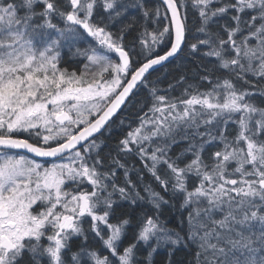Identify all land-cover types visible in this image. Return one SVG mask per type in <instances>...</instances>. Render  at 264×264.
Masks as SVG:
<instances>
[{
	"label": "snow or ice",
	"instance_id": "1",
	"mask_svg": "<svg viewBox=\"0 0 264 264\" xmlns=\"http://www.w3.org/2000/svg\"><path fill=\"white\" fill-rule=\"evenodd\" d=\"M185 50L215 63L172 96L153 73ZM113 126L130 129L116 155ZM174 202L184 235L161 219ZM189 244L195 264H264V0H0V264H154L165 247L175 264Z\"/></svg>",
	"mask_w": 264,
	"mask_h": 264
},
{
	"label": "trees",
	"instance_id": "2",
	"mask_svg": "<svg viewBox=\"0 0 264 264\" xmlns=\"http://www.w3.org/2000/svg\"><path fill=\"white\" fill-rule=\"evenodd\" d=\"M158 0H149L150 5H158ZM132 15L136 16L137 19H139V15L135 10H132ZM190 17V24L195 19V13H189ZM115 30V29H113ZM139 29H137V32ZM137 32H133L130 36H127V40H132L136 35ZM193 33H195V28L193 27ZM200 39H204L203 36L199 37ZM195 38H190L189 43H195ZM207 49H201V51H206ZM62 62V64L67 63L68 69L71 71L73 69L79 71L81 67V62L77 58H73L72 64L68 61ZM215 63V58H208V59H202L199 55H191L187 50L178 58L173 60L172 62L164 65V67L159 68L155 73H153V78L160 77L161 83L159 85L160 88L165 89L168 88L169 84L176 85V87L173 89V96H180L181 92L183 91V88L187 86V84H197L199 83V78L203 75H205V72L202 71V67H207L209 69L212 68L213 64ZM64 66V65H61ZM181 76H184L186 78L187 84H177V81L180 79ZM204 88L207 87V85H203ZM146 93L142 91L141 96L137 97L138 100H143L146 98ZM257 103H260L259 100ZM136 109L133 108L132 111L134 112ZM147 111V109H145ZM128 113H125L127 115ZM134 117L132 118V126L135 127L134 123ZM127 123V122H126ZM128 128H121L117 126H113L110 133H105V135L102 137V139L105 142V147H103V152L108 153L111 152L113 155H116L115 152V145L118 143L120 139L123 138L125 133L129 131ZM180 145H176L173 148V154L179 149ZM129 163L135 164L137 168L140 167L139 161L136 159V157H128ZM141 175L143 177V182L145 184H151L153 188H155L157 191H159V186L153 181L150 174L147 172H141ZM135 179V177H133ZM165 199H169L168 196H165ZM176 203V207H167L162 206L161 209V219L165 221L169 228L174 229L177 232H180L181 235H184L186 229H187V211H181L178 210L179 205L178 202ZM184 220V223H181V221ZM78 243V241H77ZM196 248L194 245L189 244L187 247L184 245H181L176 248L174 255L172 257L175 264H195L196 260ZM168 251L166 249L158 251V253L154 256V264H167L168 261Z\"/></svg>",
	"mask_w": 264,
	"mask_h": 264
},
{
	"label": "rangeland",
	"instance_id": "3",
	"mask_svg": "<svg viewBox=\"0 0 264 264\" xmlns=\"http://www.w3.org/2000/svg\"><path fill=\"white\" fill-rule=\"evenodd\" d=\"M193 11L192 10H189V13H192ZM64 59H66V61H68V62H70L71 64H72V61H73V58H71L70 57V54H67V52H65V56H64ZM65 61V62H66ZM61 67H66V66H61ZM68 68V67H67ZM165 89H167V88H165ZM161 94H166V93H164V92H161ZM171 95L173 96V90H171ZM182 147H184V145L183 144H180V147H179V149L175 152V153H178L180 150H181V148ZM214 150V149H213ZM90 243L94 246V247H98L99 246V241H92V240H90ZM181 246V245H180ZM179 247V246H178ZM164 249H166L167 251H169V249L168 248H161L159 251H161V250H164Z\"/></svg>",
	"mask_w": 264,
	"mask_h": 264
},
{
	"label": "flooded vegetation",
	"instance_id": "4",
	"mask_svg": "<svg viewBox=\"0 0 264 264\" xmlns=\"http://www.w3.org/2000/svg\"><path fill=\"white\" fill-rule=\"evenodd\" d=\"M154 1V0H153ZM156 1V0H155ZM159 4V3H158ZM61 65H64V66H66V67H68L69 65H67V63H65V64H61Z\"/></svg>",
	"mask_w": 264,
	"mask_h": 264
},
{
	"label": "water",
	"instance_id": "5",
	"mask_svg": "<svg viewBox=\"0 0 264 264\" xmlns=\"http://www.w3.org/2000/svg\"><path fill=\"white\" fill-rule=\"evenodd\" d=\"M172 61H173V60H172ZM172 61H171V62H172ZM168 63H170V62H165V64H164V65H166V64H168ZM158 69H159V68H158Z\"/></svg>",
	"mask_w": 264,
	"mask_h": 264
},
{
	"label": "bare ground",
	"instance_id": "6",
	"mask_svg": "<svg viewBox=\"0 0 264 264\" xmlns=\"http://www.w3.org/2000/svg\"><path fill=\"white\" fill-rule=\"evenodd\" d=\"M166 224H167V223H166ZM167 227H169L168 224H167Z\"/></svg>",
	"mask_w": 264,
	"mask_h": 264
}]
</instances>
